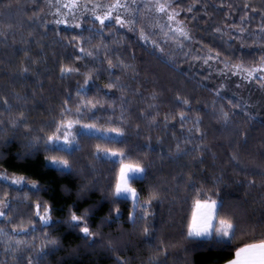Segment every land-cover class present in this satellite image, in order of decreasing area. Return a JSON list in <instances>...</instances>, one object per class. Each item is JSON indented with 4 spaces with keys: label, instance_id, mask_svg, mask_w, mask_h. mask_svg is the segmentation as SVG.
Instances as JSON below:
<instances>
[{
    "label": "trees",
    "instance_id": "16d2710c",
    "mask_svg": "<svg viewBox=\"0 0 264 264\" xmlns=\"http://www.w3.org/2000/svg\"><path fill=\"white\" fill-rule=\"evenodd\" d=\"M9 2L12 3V8L5 6ZM35 2L39 3L40 7H44L40 0ZM189 3H195V7L193 12L187 15V22L192 26L193 36L197 41H202L206 48L219 51L223 57L231 59L233 63L255 62L260 55H264V47L253 44V40H259L261 35L259 30L261 16L259 14L253 16V13L243 7L245 3H249L259 11L264 7V0H198V2L182 0L180 6L186 8ZM228 5H231V8ZM34 11V0H0V119L8 118L9 114L3 105V99L7 98L13 113L20 108L25 111L33 132L39 128H44L47 132L49 129L46 124L53 117L60 118V104L65 98V90H73L74 93L76 82L82 83L83 77L73 74L61 79L60 66L73 63L78 66L81 62L71 60V54H75L76 50L65 47L59 41L54 30L56 25L50 24L45 32L44 29L30 23L28 17L32 16ZM192 15L197 16V21L191 20ZM242 16L246 20L250 18V22L243 26L254 35L251 38L245 36L244 47H240L239 39L230 47L225 41L229 34L234 36L236 34L225 33L221 39V34L216 33L214 28L223 29L227 25L240 26ZM181 18H185L184 13H181ZM48 19L51 20L52 17L49 16ZM59 28L60 35L65 39L80 34L79 29L73 31L66 25H60ZM29 33L34 34L29 35ZM84 35L87 36L88 33L85 32ZM109 39V34L105 32L104 42H108ZM121 39L126 45L121 48V58L126 63L135 64L140 75L133 78L131 74L122 72L120 68L109 73L105 70L107 66L104 64L98 69L100 79L97 85L107 84L113 76H119L122 82L129 86L126 98L131 101L129 110L134 119L141 124L143 132L152 135L153 148L143 157L145 162L152 161V167L147 178L138 177L133 181V186L138 190L143 189L140 194L145 198L151 186L161 184L166 189L164 202L154 204L155 215L151 219V225L156 229V235L160 239L181 241V243L169 246L170 255L166 258L162 256L161 259H167L168 264H223L224 260L231 259L235 255L234 250L237 246L250 239L249 236L238 235L237 240L230 247L218 246L211 241L202 243L182 239L181 230L191 217L193 201L202 197L196 195L190 183L180 180L179 177L190 176L197 182V188L207 190L209 196L213 192L218 193L213 198L224 199L231 210L241 216L245 222L264 220V177L255 175V186H249L246 180L252 179L253 176L245 177L239 168L228 163L229 153L232 151L230 141L235 140L237 131L242 129L248 133L247 143H243V140L240 142L243 166L247 167L249 173L259 172L264 168V118L250 109H248L250 117L237 109L235 122L224 128L213 116L210 106L216 102L217 105L225 104L227 107L226 101L220 100L211 91L214 83L211 78H208V81L204 80L206 74L204 67L196 64L189 70V64L184 63L181 57L180 70L173 71L169 66L161 63L157 56L152 55L150 49L143 47L135 34L122 32ZM99 42V39L93 40V43ZM132 51L135 52V58L131 56ZM29 57L37 63H30ZM24 66L30 67L31 71L22 73L21 69ZM221 66L223 67L222 64ZM197 72L199 77L195 75ZM133 89L138 91L134 93ZM177 91L191 101V110L188 106L177 104L174 99ZM154 92L159 93L156 101L152 100ZM15 93H19L22 97L27 96V103L17 99ZM95 95V88L89 87V96ZM120 95L116 89H112L111 94L107 96L101 94L108 103L115 101L117 105L120 103ZM227 98L232 99L230 96ZM149 104L159 105L161 116L157 117L158 120L162 119L164 114H169L170 125L174 126L168 129L163 126L149 127L144 120L139 119L142 111H152L148 107ZM181 110L186 115L193 117L199 115L202 118L201 129L206 133L204 143L211 148V152L216 153L215 159L211 153H205L204 164L198 165L191 156L176 160L169 156V149L174 151L177 140H182L187 128L192 126L189 121L182 130L178 119H171L172 115ZM110 115L111 113L98 112L97 116L100 118L94 121L97 127L116 126L109 124ZM112 119L115 120V117ZM82 122H89L87 114ZM23 131L7 128L6 131L0 132V169L9 175H23L28 180L37 181L42 188L40 191L32 188L18 189L0 181V193L7 191L15 205L13 215H22L25 220L29 217L37 219L33 215L34 209L30 207L36 200L52 205L54 221H66L70 209L76 210L77 214L90 210L88 224L97 233L96 242L93 244L91 241L86 242L82 233L69 228L66 223H56L48 231L61 240L62 250L49 254L43 264H117V257H122L128 264H149V258L155 247L142 233L134 231L132 223L128 220V212L131 209L130 198H122L119 202L122 215L118 222L104 221V217L108 216L112 208L108 185L114 182V169L118 170V165H114L113 158L93 161L95 170L88 167V163L92 161L89 153L95 150V145L105 144L106 141L99 138V135L82 138L78 136L81 151H76L72 155L60 151L45 152L41 146L40 150L33 152L30 157L22 158L18 153L26 151ZM128 133L130 139L127 145L107 144V146L127 150L138 143L142 144L146 138L143 135L138 137L131 128L128 129ZM169 133H175V137ZM196 135L199 136V133ZM157 136L161 137L162 143H157ZM48 155L63 156L73 161L76 170L69 174L59 171L55 166H47ZM140 155L141 153H136L132 159L135 160ZM221 175L224 182L216 185L215 179ZM178 187L179 191H177ZM185 197L188 198L186 201L182 199ZM37 225L39 226L38 219ZM0 226L7 228L5 220L0 222ZM262 231L264 229L257 228L256 235L258 236ZM35 235L39 238L41 232L37 231ZM109 239L117 245L115 251L107 246ZM28 254L20 252L16 254V259H12V254L6 253L5 246L0 242V261H4L5 264H24L23 257Z\"/></svg>",
    "mask_w": 264,
    "mask_h": 264
},
{
    "label": "snow or ice",
    "instance_id": "6c2138e0",
    "mask_svg": "<svg viewBox=\"0 0 264 264\" xmlns=\"http://www.w3.org/2000/svg\"><path fill=\"white\" fill-rule=\"evenodd\" d=\"M182 0H40L44 7H40L39 3L34 0L35 11L33 15L28 17L30 23L35 27L42 28L47 31L50 24L56 25L54 29L59 41L65 47H72L76 50L75 54H71V60L81 62L78 66L73 64H63L60 66V77L64 79L66 76L73 74L83 77V82L77 81L76 88L73 90H65V98L61 100L59 119H53L46 124L49 131L39 128L33 132L30 121L25 111L20 108L15 113L12 106L8 103L7 98L3 99V105L8 112L7 119H0V132L6 131L7 128L16 130H24L22 135L25 137V150L18 153L22 158H28L33 152L39 151L41 146L45 152L60 151L67 152L69 155L76 151H81V146L77 137L91 136L100 134L99 138L106 141L105 144H96L95 150L90 152L92 161H89L88 167L95 170L93 161L108 160L114 158V165H118V170L114 169V182L109 183L108 192L112 198V208L108 216L104 217L105 222H118L122 215L119 202L122 198H131V209L128 212V220L132 223L134 231L140 232L150 241L155 251L149 258V264H168L167 257L170 255L169 246L180 244L181 241H164L157 237L156 229L151 225V219L154 217V204H162L164 202V192L166 189L161 184L151 186L147 191L146 198L141 196L143 189L138 190L133 186V181L139 178H147L149 169L152 167V161H144L146 156L153 148L152 135L143 132L141 124L137 123L133 114L129 110L131 101L127 99L128 85L124 84L119 76H113L109 83L102 86L97 85L100 79L98 69L106 64V71L112 73L114 69L120 68L122 72L131 74L133 78L140 75L135 64L126 63L121 58V48L126 47L121 39V33L127 32L135 34L138 41L142 42V46L150 49L151 54L157 56L161 63L169 66L173 71L180 70V58L184 63L189 64V70L196 64L204 67L205 77L207 80L213 73L221 78L218 86L213 87L211 91L220 100L226 101L225 104L217 105L213 102L210 110L215 119L228 128L235 121L237 109L240 112L248 113V109L252 107L248 101L238 95L228 99L224 95V91L228 88L226 81L231 76H236L238 81L235 82L236 87H240L241 83H255L264 88V55H260L255 62L233 63L231 59L223 57L219 51L212 48H206L202 41H197L192 34V26L187 22V15L193 12L195 3H189L186 8L181 7ZM198 2V0H197ZM12 8V3L5 5ZM231 8V5H228ZM246 11L253 13V16L259 14L261 16V24L259 25L260 38L253 40V44H259L264 47V7L259 11L251 4L243 5ZM47 9V11H45ZM181 13L185 14V18H181ZM52 17L51 20L48 17ZM197 16L192 15L191 20L197 21ZM250 22L244 16L240 17V26L227 25L225 28L215 27L214 31L221 34V39L225 33L234 32L236 35H228L225 43L231 47L237 39L241 41L240 47H244L245 36L251 38L254 33L243 25ZM60 25H66L73 31L79 29V36L71 35L65 39L60 35ZM88 35L85 36L84 33ZM109 34V41L104 42V33ZM34 33H29L33 35ZM94 39H99V43H93ZM199 44V47L196 45ZM131 56L135 58V52H131ZM30 63L36 64L37 61L29 57ZM115 60V62H114ZM213 62L216 63L214 68ZM223 67H219V65ZM82 68L84 71H82ZM30 67L24 66L22 73H29ZM199 77V72L195 74ZM206 86V85H205ZM89 87H94L95 96H89ZM116 89L121 94L120 103L117 105L115 101L108 103L101 96L111 94V90ZM108 90V91H105ZM134 93L138 89L132 90ZM17 99L27 103V96H20L15 93ZM34 95V93H33ZM159 93L152 94V100L158 99ZM177 104L188 106L191 110V101L187 96L182 95L179 91L174 94ZM107 104V107H105ZM152 109L149 112H141L139 119L144 120L149 127L168 129L170 125L169 114L161 116L158 104H149ZM117 108L119 112L117 113ZM103 111L111 113L108 117L109 124L116 126L108 128H99L94 122L100 117L97 113ZM88 115L89 122H82L85 115ZM115 117V120L112 119ZM172 120L179 122L180 128L183 130L185 124L191 121L192 126L187 128L186 135L182 140H177L174 151L169 149V156L176 160L184 156H191L193 161L198 165L204 164L205 153H211L213 159L216 153L211 152V148L204 143L206 133L202 131V118L199 115H186L183 110L171 116ZM79 125V127H76ZM134 129L136 135L145 136L142 144L138 143L131 149L108 147L107 144H124L127 145L130 139L128 129ZM75 129V130H74ZM199 133V136L196 135ZM114 134V135H113ZM175 137V133H169ZM248 133L239 129L237 138L230 141L232 151L229 153L228 163L234 164L239 168L245 177L252 175V179H247L249 186H255V175L264 177V168L259 172L253 171L249 173L246 166H243L241 158L240 142L247 143ZM157 143H162L160 136L156 137ZM194 141H198L194 143ZM183 145V146H182ZM191 145V147H189ZM136 153L141 155L133 160L132 156ZM47 166H55L61 172L71 174L76 170L73 161L57 155L46 156ZM180 180L190 183L198 197L193 201L191 217L185 227L181 230L182 239L192 240L196 242L208 243L213 242L215 245L222 247H230L235 243L238 235L249 236L247 242H242L240 246L235 248V255L231 259H226L223 264H264V231L256 235V229H264V220H250L245 222L241 216L232 211L224 199H215L218 193L213 192L211 196L207 194V190L197 188V182L190 176L184 175L179 177ZM0 181L10 182L13 185L30 184L32 189L40 191L42 186L34 180H28L23 175H9L5 171H0ZM223 176L215 179V184L223 183ZM239 182V181H237ZM179 187L177 191H179ZM83 192L84 189L82 188ZM175 200V198H173ZM185 201L187 197L182 198ZM27 200V194H25ZM22 203L25 201H21ZM34 209L33 215L38 219L31 217L25 220L22 215H13L15 205L7 191L0 193V217H3L7 228L0 226V242L5 246L6 253L12 254V259H16V254L27 252L28 255L23 257L24 264H43L49 254H54L61 249V240L48 231L50 227H54L56 223H66L71 229L78 230L83 234L85 241L96 242L97 233L93 231L88 224L89 211L77 214L76 210H69L66 221L53 220L52 205L40 200L34 201L31 205ZM41 232L38 238L35 233ZM159 241V243H157ZM107 246L115 251L117 245L109 239ZM187 251V249H185ZM34 253V255L32 254ZM0 264H5L0 261ZM117 264H128L122 257H117Z\"/></svg>",
    "mask_w": 264,
    "mask_h": 264
},
{
    "label": "rangeland",
    "instance_id": "374dc122",
    "mask_svg": "<svg viewBox=\"0 0 264 264\" xmlns=\"http://www.w3.org/2000/svg\"><path fill=\"white\" fill-rule=\"evenodd\" d=\"M213 65L214 68L217 66L215 62H213ZM219 67L222 66L219 65ZM209 78H211L214 83L213 87L218 86L219 83L221 82V78H218L217 74L214 71ZM237 81L238 78L236 76H231L230 80L226 81V83L228 84V88L224 91V95L230 96L232 98L234 94L243 97L244 100L248 101V103L252 106L249 109L252 110V112H255V114H257L258 116L264 118V88L259 87L255 83H247V82L241 83L240 87H236L235 82ZM94 135L100 136V134L98 133ZM0 171L3 170L0 169ZM5 183H8L18 189L32 188L30 184L13 185L10 182H5ZM126 198H130V197H126ZM3 220L4 218L0 217V222H2Z\"/></svg>",
    "mask_w": 264,
    "mask_h": 264
}]
</instances>
